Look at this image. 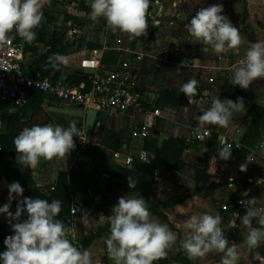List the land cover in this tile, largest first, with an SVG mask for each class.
Instances as JSON below:
<instances>
[{"label":"crops","instance_id":"1","mask_svg":"<svg viewBox=\"0 0 264 264\" xmlns=\"http://www.w3.org/2000/svg\"><path fill=\"white\" fill-rule=\"evenodd\" d=\"M213 4L223 5V14L239 30L242 38L241 45L236 49H231L223 61L215 62L218 54L212 49L205 51L204 46L193 39L191 44H185L186 51L170 52V57L174 55L176 57L177 55L176 62L171 61L166 63L156 72L150 71L139 75L138 88L143 93L144 113L132 118L113 119L104 111L97 112L95 124L91 131L93 132V136L91 137L87 135L88 133H85L90 140L89 147L91 145L100 147L109 157V161L119 167L122 166L114 161L112 154L119 153L120 157L128 154L127 145L130 143V126L140 125L144 119L150 124L149 136L157 137L158 145L171 136L184 140L186 147L181 154L183 166L180 169L174 170L168 168L165 164L160 165L156 169L160 175L157 180H154V187L152 189V197L156 200H166L173 196H186L184 201L170 208L169 212L167 211L168 222L161 221L153 216L160 223L167 224L172 231L173 227L177 228L176 234L179 243L176 241L177 244L173 245V247L179 245L182 252L172 259L173 264H221L223 256L221 252L212 251L203 258L189 259L186 252L182 249V242L186 236L185 230L182 227L184 220L191 215L205 213L220 215L222 217L220 227L229 240V246L235 245L240 254L238 264H260V261L256 259V254L259 252L261 255H264V244L258 249H249L246 244V236L250 227H260L256 219L253 218L250 226L245 225L242 222L245 212L236 213L233 208H229L228 212H224L221 210V206L245 199L249 206L254 209L264 208V159L250 154V149L256 143L264 141V119L256 131L250 132L248 138L250 143L247 144V142L242 141L244 135L249 130L247 111L252 106H259L263 108L264 118V78L255 79L248 89H243L238 85L234 86L230 81L233 68L239 65L250 45L257 41H264V0H150L146 13L150 10H157V12L163 15L162 21L169 24L176 23L177 32H180V35H177V40L184 42L185 26L189 24L193 16L192 13L199 6L208 7ZM90 11H87V18L78 19L81 21L74 19L70 20V24L62 23L59 26L56 24L57 21L54 20L52 23L45 24L43 29L45 42L27 43L25 41L26 52L28 53L25 68L28 72L30 73L32 66L39 62L41 55L47 54L48 47L46 42L61 27L66 29L63 44L67 46L68 52L64 56L47 55V63L51 66L50 73H54L56 78H63L69 83L74 81V85L83 86L87 90L91 87V78L95 67L98 65L104 67L114 65L116 62H103V59L110 50L104 52L100 62H97L92 57L81 62L80 52L91 49L81 50L79 48L81 39L98 44L96 48H100L103 43L114 46L106 41V38L102 36V32L95 24H85L83 22V19L90 18ZM102 21V25H104V30L106 31L108 25L104 19ZM76 23L80 27L74 25ZM147 23L149 25L146 29L147 40L145 42L133 40L132 49L148 52V48L152 47L153 40H150V36H152L153 28L149 29V20ZM74 28L80 30L78 35L72 33ZM185 56L190 58L192 62L184 61V65H182ZM49 60L55 62H50ZM208 65H217L221 68L214 70L207 68ZM164 67H167L168 71H164ZM171 71H176V78L173 77L174 74ZM207 76L213 79L212 83L206 82L205 78ZM190 80H196L202 87L200 97L194 98L193 96L188 97L185 95L184 103L177 109L171 107H164L163 109L154 108V103L159 97L160 92L177 89L182 93V86ZM170 83L176 84L168 85ZM238 97L243 98L245 110L242 113H235L227 126L200 125V115L211 107L214 99H232L235 101ZM155 110H158L157 114L154 113ZM8 111L11 114L18 115L19 122L24 123L28 127L44 124L68 127L70 123L75 122L78 131L81 129L85 131L88 113V110L82 107L65 105L59 100L46 95H42L40 109L36 112L29 107L18 111L8 108ZM146 112L149 115L145 117L144 114ZM4 114L5 111L1 109L0 117L5 116V118H0V134L9 135L12 129L15 132L19 131V126L16 128L14 126L12 128L11 126L8 127V116ZM158 119L161 121L160 124L158 123ZM189 126L210 130V138L205 141H188L186 134ZM213 133L217 137L214 143V151L208 158L206 177L202 182L197 184L194 180V171L202 166L204 155L208 152V141L211 139ZM116 135L123 136L122 145L119 150L113 151L102 145L103 140ZM230 137L239 142L243 147H246L244 157L238 156L236 151H233L235 155L230 160H224L219 157L218 152L224 147L223 140H227ZM134 146L135 148H140L143 147V143ZM73 151H76V157L70 159ZM79 152L81 151L72 150L63 158H53L50 161L41 157L36 167H29L33 185L43 192L48 188L52 189L57 183L60 172L67 173L69 178L77 181H83V174L91 173L95 177H100L104 184L110 185L112 190L110 200L113 203L112 206H106L105 210L101 209L100 196L95 197L90 205H83L80 192H77L73 196V205L71 207V212L72 210L75 212L63 223L68 230V238L80 247L81 250L88 249L92 253L93 264H113L108 257L105 245V240L110 233H103L100 237L93 240L89 239L91 234L95 233L98 229L100 224L99 217L101 215H110L112 207L118 202L119 198L123 196L140 197V195L137 192L129 190L127 185L122 181L118 179L110 181L106 175H100L91 166L84 163L83 160L77 158ZM247 157H252L254 161L249 162ZM151 164L152 161L149 165ZM242 164L247 165L246 170H241L240 166ZM132 168L133 166L127 169ZM24 170L25 165H22L20 177H23ZM187 172H191L192 174H188ZM174 182H177V192H173L175 188ZM7 202L8 187L6 179L2 174V165L0 163V206ZM16 206L17 203L13 200L10 211L14 213ZM83 212L89 216L87 223H83L81 220ZM0 223L10 225L5 214H0ZM103 225L109 224L104 223ZM86 241L88 243H85ZM184 256L188 260H185Z\"/></svg>","mask_w":264,"mask_h":264},{"label":"clouds","instance_id":"2","mask_svg":"<svg viewBox=\"0 0 264 264\" xmlns=\"http://www.w3.org/2000/svg\"><path fill=\"white\" fill-rule=\"evenodd\" d=\"M50 0H0V44L6 42L13 30L27 43L36 39L37 28L43 19V8ZM150 0H90V19L103 18L112 31H121L137 37L146 34L148 23L146 11ZM222 4L202 7L191 18L187 30L193 39L210 47L215 53H226L242 43L239 30L223 14ZM184 65V61H182ZM231 83L243 89L257 78H264V41L252 43L239 65L233 68ZM196 80L182 86L188 97L196 92ZM245 104L242 97L214 99L211 107L199 117L200 125L227 126L235 113H242ZM79 137L75 122L68 127L44 124L23 128L14 139L17 162L36 167L40 158L61 159L75 148L73 137ZM219 157L228 160L232 156L231 145H225L218 152ZM249 162L254 161L247 157ZM247 165L242 164L241 170ZM129 188L136 187L129 178ZM8 202L0 206L13 234L4 240L5 250L0 251V264H93L92 253L81 250L68 238L64 223L57 219L62 210L60 200L24 197V188L18 181L7 185ZM247 195V193H245ZM17 200L16 210L10 211L12 201ZM242 218L245 225H251L253 218L260 227H250L246 236L249 249H258L264 244V208L254 209L245 204ZM27 218L20 220L22 215ZM87 213L81 220L87 223ZM220 215H191L183 222L186 236L182 249L189 259L203 258L212 251L223 253L221 264H238L240 254L235 245L229 246ZM99 223H108L110 235L105 240L109 259L113 264H154L167 255L177 241V235L167 224L154 218L143 196L118 199L110 215H101ZM256 259L264 264V255L259 252Z\"/></svg>","mask_w":264,"mask_h":264},{"label":"built area","instance_id":"3","mask_svg":"<svg viewBox=\"0 0 264 264\" xmlns=\"http://www.w3.org/2000/svg\"><path fill=\"white\" fill-rule=\"evenodd\" d=\"M86 3H90V0H50V3L46 4L43 9L55 16L56 24L60 26L62 23L70 24V20L87 18L88 13L84 6ZM200 8L202 7H197L192 15ZM146 18L149 20V29H152L161 23L163 15L150 10L146 13ZM187 27L188 25L185 26L184 42L174 39L169 47L158 48L155 52L134 50L123 46L122 37L126 32L118 30V38L114 46L103 43L100 48L80 52L81 62L90 57L100 62L104 52L111 49L121 53L114 65L95 67L91 78V87L87 90L83 86L71 84L63 78H55L54 73H50L47 77L30 76L25 68L28 56L25 40L15 31L14 36L9 33L6 42L0 44V104L8 106L12 110H22L30 101L32 90L36 89L43 95L55 98L65 105L78 106L96 112L104 111L113 119L132 118L144 113L143 93L138 88L139 75L160 70L164 64L170 62V52L186 51L185 44H191L193 40ZM79 32L80 30L77 28L72 30V33L76 35ZM209 49L211 48L204 46L205 51ZM229 51L218 54L215 62L223 61ZM207 68L218 70L221 67L208 65ZM205 80L207 83L213 82L209 76ZM154 113L157 114L158 110H155ZM144 115L146 117L149 114L146 112ZM149 134L150 124L145 119L140 125H131L130 143L127 145L128 154L120 157L119 153H113L114 161L125 168H131L135 160L150 164L152 156L143 147L135 148L134 146L142 144ZM209 138L210 130L199 129L195 126H189L186 134L188 141H205ZM73 139L75 142L73 150L83 151L90 145V140L82 129L79 130V137ZM222 143L224 146L231 145L232 151H239L243 147L232 137L223 140ZM250 154L264 159V141L256 143L250 149ZM156 169L154 170V180H157L160 175ZM241 201L249 205L245 199H240L232 204L222 205L221 210L228 212L229 208H233L236 213L246 212ZM74 212L72 210L71 214Z\"/></svg>","mask_w":264,"mask_h":264},{"label":"trees","instance_id":"4","mask_svg":"<svg viewBox=\"0 0 264 264\" xmlns=\"http://www.w3.org/2000/svg\"><path fill=\"white\" fill-rule=\"evenodd\" d=\"M84 6L86 11L91 10L90 3H86ZM54 20H56V17L53 16L49 11L43 9V19L41 21V24L34 29L37 35L36 39L33 42H45L43 36V29L45 27V24L52 23ZM14 34L15 33L13 30L11 32V35L14 36ZM64 36L65 28L63 27L53 33V36L46 42V45L48 47L47 54L41 55L39 58V62L35 63L32 66V70L29 73L30 76H49L51 66L49 63H47V55L54 54L56 56H64L68 52L67 46L63 44ZM134 40L145 42L147 40V35L144 34L134 37ZM97 46L98 44L88 42L85 39H81L79 42V48L81 50L90 48L92 49L96 48ZM119 56V51L110 50L103 59V62H116ZM54 77L56 78L55 75ZM71 82V84L75 83L74 81ZM201 92L202 87L197 83L196 92L192 96L194 98H198L200 97ZM42 95L43 94L39 90H32L30 101L28 102L26 107L32 108L34 112L38 111V109H40ZM184 100V92L181 93L177 89L165 90L159 93V97L154 103V108L163 109L164 107H171L177 109L184 103ZM8 108V106L0 104V110H4V115L8 116V127L11 126L12 128V126H14V128H16L17 126H19V131H21L25 127H28L25 126L24 123L19 122L18 115L9 113ZM247 116L249 117V130L244 135L242 141L245 143L247 142L248 144L250 143L248 140L250 132H253L254 130L256 131L258 127L263 123V108L259 106H252L247 111ZM0 118L4 119L5 116H1ZM158 123H161L160 119H158ZM19 131L15 132L14 129H12L9 135L0 134V163L2 165V174L6 179V185L14 181H18L24 188V197L45 199L49 202L57 199L60 200L62 202V210L59 213L57 219L61 220L62 222L67 221L71 217L73 196L77 192H80L83 205H90L93 202V199L97 196L101 197V209L105 210L106 206L113 205V203L110 201L112 194L110 185L104 184L101 181L100 177H95L91 173L83 174V181H77L69 178L67 176V173L60 172L55 186L52 189H46V191L44 192L38 190L33 185L31 170L28 166L25 165L24 175L23 177H20L21 166L24 164H19L17 162V152L14 145V139L19 134ZM87 135L92 137L93 132H90ZM216 137L217 135L213 133L211 139L208 141V152L204 155L202 166L198 169H195L194 171V180L197 184L202 182L206 177V172L208 169V158L214 151V143L216 141ZM122 140V135H116L103 140L102 145L110 150L116 151L120 149ZM185 147L186 143L184 142V140L177 137L171 136L163 140L162 143L158 145L157 137L149 136L143 142V149L152 156V164L149 165L135 160L132 169L122 168L110 162L109 157L106 155V153L96 145H91L86 150L79 152L77 158L83 160L84 163L91 166L100 175H106L110 181H113L114 179L122 181L127 185L129 190L137 192L140 197L143 196L145 198L152 216L161 221L168 222V216L166 214L167 211L184 201L186 199V196H173L167 198L166 200L154 199L152 197L154 170L162 164H165L170 169H180L183 166V163L181 161V154ZM236 152L238 156L244 157L246 153V147H242L239 151ZM234 155L235 153L232 151L231 158ZM74 157H76V151H73L71 153L70 159ZM129 178L133 182H135L136 187L129 188ZM14 201L16 203L18 202L17 200ZM26 218L27 214L25 213L24 215H22L20 220L23 221ZM103 233H110L109 225L99 224L97 231L91 234L89 240L96 239ZM12 234L13 231L10 225L0 223V251L5 250L6 246L4 245V240L7 236ZM85 243H88V241H86ZM184 259L188 260L186 256H184ZM168 263L169 260L166 258V256L154 262V264Z\"/></svg>","mask_w":264,"mask_h":264},{"label":"rangeland","instance_id":"5","mask_svg":"<svg viewBox=\"0 0 264 264\" xmlns=\"http://www.w3.org/2000/svg\"><path fill=\"white\" fill-rule=\"evenodd\" d=\"M155 12H157V10ZM102 19L103 18H99L97 20H92V19L88 18V19H83L84 20L83 22H85V24H88V23L95 24L98 27V29L102 32L101 33L102 36L106 38V41L110 45H114L116 43V40H117L118 31L113 32L110 26H107L108 29L105 31L104 30V25H102L103 24ZM74 25L79 26L77 23L74 24ZM177 35H180V32L179 31L177 32V24L176 23L169 24V23H165L164 21H162L159 25H156V26L153 27L152 36H150V40H153V42H152L153 45H152V47L150 46L148 48V50L150 52H155L158 48L169 47L170 44H172V41L174 39H177ZM133 40H134V37H132L128 33H124L123 37H122V41H123L122 45L125 46V47L132 48ZM183 59H184L183 61L192 62V60H190V58H188L186 56ZM171 61L172 62H176L177 61V55H176V57H175V55L171 56L170 57V62ZM164 71H168V68L164 67ZM171 73L174 74L173 77L176 78V76H177L176 75V71H171ZM175 84L176 83H170L168 85H175ZM187 171H189V170H187ZM187 173L188 174H192L191 172H187ZM174 183H175V188H174L173 192H177V182H174ZM168 212H169V210H168ZM173 232L177 233V228L176 227H173ZM177 242L175 244H177ZM180 252H182V250H181V247L179 245H177V247H173L172 246L170 249L167 250V255L166 256H167V258L170 261L169 264H173V260L172 259Z\"/></svg>","mask_w":264,"mask_h":264},{"label":"water","instance_id":"6","mask_svg":"<svg viewBox=\"0 0 264 264\" xmlns=\"http://www.w3.org/2000/svg\"><path fill=\"white\" fill-rule=\"evenodd\" d=\"M97 112L94 110H88L86 122H85V132L90 133L95 124Z\"/></svg>","mask_w":264,"mask_h":264}]
</instances>
